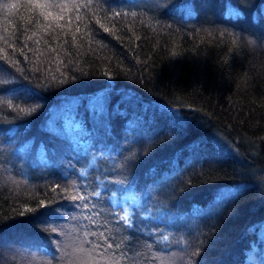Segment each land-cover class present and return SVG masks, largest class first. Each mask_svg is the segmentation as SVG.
I'll list each match as a JSON object with an SVG mask.
<instances>
[{"label": "trees", "instance_id": "16d2710c", "mask_svg": "<svg viewBox=\"0 0 264 264\" xmlns=\"http://www.w3.org/2000/svg\"><path fill=\"white\" fill-rule=\"evenodd\" d=\"M149 1L0 0V264H264V0ZM123 188L160 220L117 230Z\"/></svg>", "mask_w": 264, "mask_h": 264}, {"label": "rangeland", "instance_id": "374dc122", "mask_svg": "<svg viewBox=\"0 0 264 264\" xmlns=\"http://www.w3.org/2000/svg\"><path fill=\"white\" fill-rule=\"evenodd\" d=\"M142 3H146V5H147V3H150V1L149 0H142ZM183 17L186 20L184 23H190V21H196L199 18L197 12H195V11H190L189 13H186ZM75 104H76V102H74V103L70 102L69 104H66L67 107L65 109L61 110L59 113V115H61V118L64 119V124L66 125V127L68 124H71L72 127H74V128L79 125L78 121H79V119H81L80 118L81 109L76 107ZM90 104L95 109H97L100 106L99 100L98 101L93 100L90 102ZM101 112L102 111L99 110V108L96 110V112H94L92 114L90 112V114H89L90 116L88 117V119L93 120L94 119L93 116L95 114H99V113L101 114ZM54 115H55V113L53 114V116ZM118 191L119 192L113 196V199H115L118 202L117 206L120 207L122 212L124 209H127L130 216H132L133 218H135V216H136V218H138L139 220L144 221V222H146V220H149L151 218L154 221H157V220H160V218L162 217L161 214H159V213L153 214L151 211L147 210L146 207H143L144 206L143 201H142L143 197L141 198L139 195H137L135 192H133L131 190V188H123V189H120ZM141 204L143 206H141ZM201 212H203V211H201ZM167 220L169 221V223L172 221L171 218H167ZM254 236L255 237H254L253 243L255 245H257L256 246L257 251H255V252H256V255L258 256V261L260 263H262L261 259H262V256L264 255V225L260 229H257L254 232ZM254 253H252V256L254 255ZM246 260H247V261H245L246 263L252 264V263H249L248 259H246Z\"/></svg>", "mask_w": 264, "mask_h": 264}, {"label": "snow or ice", "instance_id": "6c2138e0", "mask_svg": "<svg viewBox=\"0 0 264 264\" xmlns=\"http://www.w3.org/2000/svg\"><path fill=\"white\" fill-rule=\"evenodd\" d=\"M89 3H91V0H89ZM85 5H78L76 6L77 7V10L79 9V7H84ZM5 7H9L8 5H5ZM11 7H17V5H11ZM33 8H36V9H40V12H39V15L40 16H43L46 20L49 18V17H54V13L53 11H51V9H54V8H60L62 10H66L68 8V5L67 4H57L55 3V0H45V2L43 3H34L32 5ZM173 7H175V5H173ZM188 7L187 4H184V5H181L180 6V9L183 10V9H186ZM115 15H120L119 13H116ZM133 15H135V13H133ZM259 16H264V11H262L257 18L255 19H258ZM55 19H63V15H59V16H55L54 17ZM79 18V17H78ZM59 26V25H57ZM77 31H79V29H77ZM105 31H108L107 28H105ZM240 40V37L237 36L233 39L232 43L233 45H236L238 43V41ZM249 43H252V41L250 40ZM25 94L26 95H30V90H25ZM28 101H23L22 104L20 105H14L12 103H9L8 104V107L10 109H13V110H16L22 114H30L32 111H34L35 109L34 108H31V107H28ZM112 151H115V149H113ZM109 155H111V153H109ZM116 155H119L118 152H116ZM81 176L85 175V173L81 172L80 173ZM53 191H55V189H53ZM90 195H94L96 197H101V192L100 191H95L93 193H90L88 195H80V194H77V195H73L71 196V199L72 200H80V201H84V200H87L89 199V196ZM90 203V201H89ZM111 203L113 205V207H116L118 202L115 200V199H112L111 200ZM92 207H95V205H92ZM83 208L85 209H88L89 208V204H84L83 205ZM27 210V209H26ZM90 218V217H89ZM121 222H123V226L127 229H132L133 228V220H132V217L130 216L129 212L127 209H124L123 210V215L119 216V218L116 220V225H117V230H119V226L121 224ZM95 235V233L93 234ZM132 235V233L129 234V236L125 237V240H128L129 241V246H131V240H130V236ZM99 236L102 240H104V247H105V251H107L108 249H113L114 245L111 243V242H107V238L105 237V234L103 232L99 233ZM163 240L164 241H167L168 240V236L165 235L163 236ZM85 242H87V240H85ZM101 245L99 244H93V248H99ZM121 247V244H116L115 245V248L116 249H120ZM98 255H103V253H98ZM127 253H124V256H126ZM105 264H109L108 261H105ZM111 264H120V260L119 259H115V258H111Z\"/></svg>", "mask_w": 264, "mask_h": 264}, {"label": "bare ground", "instance_id": "6f19581e", "mask_svg": "<svg viewBox=\"0 0 264 264\" xmlns=\"http://www.w3.org/2000/svg\"><path fill=\"white\" fill-rule=\"evenodd\" d=\"M227 4V3H226ZM228 7L226 5H223L222 7V13H221V16H222V19L223 21H228V22H233L234 20L238 19V20H242L243 17H245L243 15V13H238L237 12V5H235L233 2L230 3V4H227ZM235 13H238V18L237 16H233Z\"/></svg>", "mask_w": 264, "mask_h": 264}]
</instances>
